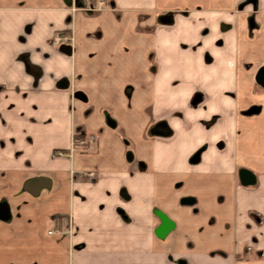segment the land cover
Instances as JSON below:
<instances>
[{
    "label": "crops",
    "instance_id": "crops-1",
    "mask_svg": "<svg viewBox=\"0 0 264 264\" xmlns=\"http://www.w3.org/2000/svg\"><path fill=\"white\" fill-rule=\"evenodd\" d=\"M104 1L0 0V264H264V0Z\"/></svg>",
    "mask_w": 264,
    "mask_h": 264
},
{
    "label": "rangeland",
    "instance_id": "rangeland-1",
    "mask_svg": "<svg viewBox=\"0 0 264 264\" xmlns=\"http://www.w3.org/2000/svg\"><path fill=\"white\" fill-rule=\"evenodd\" d=\"M74 1V0H73ZM91 0H82L83 4L80 5V6H71L70 7V13L71 12H75V11H93V10H101V9H106L107 8V5L105 3L104 0H94V2H90ZM54 34H58V35H62L63 37H67V41H60L58 42L57 44H54L53 42V36ZM66 45L65 47L66 48H70L73 44V35L71 32H67V31H58V32H53L52 35H51V38H50V41H49V45L51 47H55L57 48L58 45ZM91 134H88V135H82V137H79L77 134H75L74 136H72V140L68 146V148L66 150H61V149H54L52 150L51 152V156L52 157H60V156H70L71 153L75 152V151H84V150H87L88 146L90 145L88 139H89V136ZM93 135V134H92ZM94 136V135H93ZM80 140H83L84 142L80 144ZM57 152H61L60 156L59 155H56ZM71 174H74L76 176V179H78L79 181L81 182H89V180H91L92 178H95L96 177V172L95 171H75V170H70L69 171ZM88 172H91V175L86 177L87 179H83V177L81 178L80 176L85 174V173H88ZM156 218H157V224L156 226L153 228V231L155 233V230L156 228L158 227V223L160 221L159 216H165L167 217L164 213H162L161 211H154ZM61 217L59 214H56V215H53V217ZM73 215H71L70 213L69 214H66L64 218V223L63 225H60L58 226V228H56L58 230V232H61V233H67L68 235H70L71 233H75L76 231H79L78 230V227L76 224H74V222L72 223V217ZM159 220V221H158ZM160 224V223H159ZM48 230V229H47ZM47 232V231H46ZM72 235V234H71ZM156 235V233H155ZM159 237V236H158ZM162 237V236H161ZM159 237V238H161ZM68 247H69V253L70 251L73 249H75L76 247H80V244L79 243H74V241H70L69 242V239H68Z\"/></svg>",
    "mask_w": 264,
    "mask_h": 264
},
{
    "label": "water",
    "instance_id": "water-1",
    "mask_svg": "<svg viewBox=\"0 0 264 264\" xmlns=\"http://www.w3.org/2000/svg\"><path fill=\"white\" fill-rule=\"evenodd\" d=\"M255 81L264 88V66L260 67L258 71L255 74ZM238 179L239 183L241 185H247L252 183L253 176L252 174L247 171L246 169H240L238 171ZM192 199L189 198H183L181 202L188 203L191 202ZM160 224L155 230V233L157 236L161 237L165 235V233L171 228L172 223L165 217V216H159Z\"/></svg>",
    "mask_w": 264,
    "mask_h": 264
},
{
    "label": "built area",
    "instance_id": "built-area-1",
    "mask_svg": "<svg viewBox=\"0 0 264 264\" xmlns=\"http://www.w3.org/2000/svg\"><path fill=\"white\" fill-rule=\"evenodd\" d=\"M67 40H68L67 37H65V36L63 37L62 35L54 34V36H53L54 44H57L60 41H67ZM88 141L90 142V138L88 139ZM83 142H84L83 140H80V144ZM60 154H61V152H57L56 155L60 156ZM90 175H91V172H88V173L81 175L80 177L81 178L83 177V179H87L86 177H88ZM47 233L48 234L58 233V230L56 228L48 229Z\"/></svg>",
    "mask_w": 264,
    "mask_h": 264
},
{
    "label": "flooded vegetation",
    "instance_id": "flooded-vegetation-1",
    "mask_svg": "<svg viewBox=\"0 0 264 264\" xmlns=\"http://www.w3.org/2000/svg\"><path fill=\"white\" fill-rule=\"evenodd\" d=\"M89 138H90V142H89V143H91V142L94 140V136L91 134V135L89 136ZM241 169H244V168H241ZM239 170H240V169H239ZM239 170H238V171H239ZM246 170H247V169H246ZM247 171H248V170H247ZM155 216H157V215H155ZM166 218L172 223V221H171L168 217H166ZM158 219H159V218H158ZM158 221H159V220H158ZM159 223H160V221H159ZM159 223H158V225H159ZM158 225H157V226H158ZM172 226H173V223H172ZM172 226H171V228H172ZM171 228H170V229H171ZM170 229H169V230H170ZM169 230H168V231H169Z\"/></svg>",
    "mask_w": 264,
    "mask_h": 264
}]
</instances>
